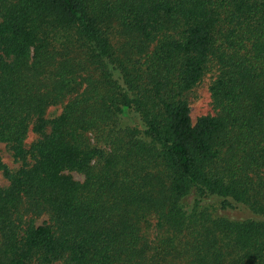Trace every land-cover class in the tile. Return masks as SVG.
<instances>
[{
    "label": "trees",
    "instance_id": "1",
    "mask_svg": "<svg viewBox=\"0 0 264 264\" xmlns=\"http://www.w3.org/2000/svg\"><path fill=\"white\" fill-rule=\"evenodd\" d=\"M0 144V264H264V0H0Z\"/></svg>",
    "mask_w": 264,
    "mask_h": 264
},
{
    "label": "rangeland",
    "instance_id": "2",
    "mask_svg": "<svg viewBox=\"0 0 264 264\" xmlns=\"http://www.w3.org/2000/svg\"><path fill=\"white\" fill-rule=\"evenodd\" d=\"M211 80V75L206 76L198 86L189 92L187 96L193 121L202 116H213L216 113L209 92ZM60 112L61 107H51L48 109L46 117L48 119H53L58 116ZM37 137L38 136L35 133L30 131L25 141L26 147L29 148L30 144L35 141ZM0 157L2 164L11 171H16L22 164L20 161L13 158L11 151H9L4 144H0ZM71 176L76 181L81 182L83 180V176L80 174L71 173ZM8 185V180L4 177L2 171L0 170V187L6 188ZM44 220L45 217H41L36 221V224L39 225Z\"/></svg>",
    "mask_w": 264,
    "mask_h": 264
}]
</instances>
